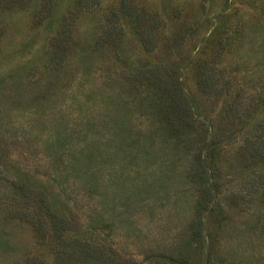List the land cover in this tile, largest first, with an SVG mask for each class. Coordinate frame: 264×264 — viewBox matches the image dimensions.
Segmentation results:
<instances>
[{
    "label": "rangeland",
    "instance_id": "rangeland-1",
    "mask_svg": "<svg viewBox=\"0 0 264 264\" xmlns=\"http://www.w3.org/2000/svg\"><path fill=\"white\" fill-rule=\"evenodd\" d=\"M155 67L192 107L184 146L159 130L164 97L123 81ZM263 85L264 0H0V264H76L55 253L47 208L120 264H264V159L240 149L260 135ZM208 130L199 244L185 171Z\"/></svg>",
    "mask_w": 264,
    "mask_h": 264
},
{
    "label": "trees",
    "instance_id": "trees-1",
    "mask_svg": "<svg viewBox=\"0 0 264 264\" xmlns=\"http://www.w3.org/2000/svg\"><path fill=\"white\" fill-rule=\"evenodd\" d=\"M113 17L114 21L112 23H115L117 18L116 16H112L111 18ZM116 33L120 34L119 31L116 32L115 29L112 28L111 30L109 29V31L104 32V36L109 38V36ZM59 40L60 38H57L55 42L57 44L49 54L50 61L54 65L64 58V48L59 47L61 45V42H58ZM99 41L101 40H97L95 44H97ZM167 72V70L165 71V69L161 67L147 68L145 70L139 69L135 71L129 78H123V81L126 83H134L136 85V90L140 88V85L144 86L143 84H145L147 85L146 88L155 89L156 93H160L164 97V100L168 103L164 111L165 116L163 118L166 121V127L161 126L159 130L164 137L179 138L180 140L177 142L178 146H184V140L181 139L182 132L191 128L195 129V127L193 128V122H195L196 119L193 117V110L187 101V98L182 94L174 78L168 75ZM98 90H100V88ZM262 91H264V85L262 87ZM99 98L109 100V98H107L103 92L99 94ZM263 101L264 99L262 102ZM108 104L111 105L109 102ZM109 111L111 113L114 112L115 107H111ZM102 126L103 125L98 126L93 124L89 129H91L92 133L98 128H102ZM257 127L260 131V135L249 137L248 139L244 140L243 144L240 146L244 159L249 161L251 164L257 160L264 159V116L257 123ZM208 132L211 133L210 130L203 132V136L200 138V142H202V144L198 146L194 144L192 149L193 155L190 156V161L188 162L185 171L186 177L190 183L196 185V187L199 188L198 191L201 192L199 198L196 200L195 206V213L198 221L194 222L189 230L190 237L194 238V240L199 244H202L203 242L202 216L211 197V189L209 185V175L211 172L210 167L205 164L206 158L207 155L213 154L215 152L214 149L220 142V139L215 138L213 139L214 142L207 141L206 134ZM99 136V132H97L95 135H92V140H90L86 146V152L88 154L86 157L87 161L88 158L91 160L93 152L96 153L101 148L102 140L99 139ZM260 178L261 181L259 185L264 186V174H260ZM44 223L51 232V236L55 242L54 245L56 246L55 253L59 254L60 258L74 261L76 264H120L115 258H111L105 254L103 246L81 240L76 236L67 237L68 234L73 233L69 228L70 221L61 215H57L49 208H47ZM182 262H184V260H182ZM206 264H211L209 258Z\"/></svg>",
    "mask_w": 264,
    "mask_h": 264
}]
</instances>
